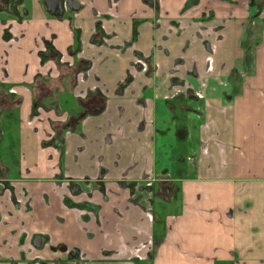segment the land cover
Returning a JSON list of instances; mask_svg holds the SVG:
<instances>
[{"label":"crops","instance_id":"crops-1","mask_svg":"<svg viewBox=\"0 0 264 264\" xmlns=\"http://www.w3.org/2000/svg\"><path fill=\"white\" fill-rule=\"evenodd\" d=\"M78 1L80 11L55 14L30 0L12 43L0 29V107L17 121L0 138V148L12 142L0 151V264H264V0ZM110 6L112 42L134 36L142 50L166 48L152 57L156 87L144 75L121 82L133 54L102 46L96 28ZM159 17L224 21L213 67L200 71L203 98H163L194 25L174 36L154 26ZM80 47L75 65L56 59ZM202 52L197 40L188 62ZM79 68L106 93L76 95ZM59 114L68 117L59 149L42 146Z\"/></svg>","mask_w":264,"mask_h":264},{"label":"flooded vegetation","instance_id":"flooded-vegetation-1","mask_svg":"<svg viewBox=\"0 0 264 264\" xmlns=\"http://www.w3.org/2000/svg\"><path fill=\"white\" fill-rule=\"evenodd\" d=\"M141 2L144 5H148L151 8H159V0H141ZM44 4L47 7L48 10L52 11L53 13L57 14H63L65 11L71 10L78 12L81 10L82 5L79 3L78 0H44ZM85 6V4H84ZM117 11L112 8V6L109 7V9L104 12L103 14H100V16L96 20V28L98 29V33L100 35V44L108 49L115 50L117 52L123 53L128 50H130L133 54L132 59L129 61V64L125 70L124 76L121 79V82L126 83L127 81H132L135 78H137L140 75H144L145 77H153L155 78L150 79L151 80V87H156V75L159 71V63L156 60H153L154 53L157 50L166 51V48L163 47L160 43L154 42L151 48L148 51L142 50L139 48L134 41V36H132L128 40H122L120 42H112V40L116 36L115 31V20L117 18ZM152 22L154 23L155 27H160L162 24L167 26V30L171 35L174 36H180L184 34L187 31V26H193L194 30L189 34V37L186 39L184 45H183V52L179 53L177 58L173 59V63H175L176 60L182 61L180 66H176V70H173L172 68L168 72V78H169V86L168 91L166 94H164L163 98L165 100H171L177 96L182 95H188L190 97L201 99L198 94H203L204 97V88L206 85V81L201 78V72L207 73L208 70V59L207 57L214 58L215 51H216V45L218 44V41L220 42L223 38L222 33H218L221 28L224 27V21H221L219 24L214 26H205L202 25L203 23H197V21H189L187 23H184L180 19H171V20H162L160 17L156 20L151 18ZM111 28V29H110ZM197 40H199L203 44V52L200 55L197 54H191L189 55L190 63L187 60L186 52L192 44H194ZM214 49H211V46ZM48 51V49L46 50ZM83 53L84 48L80 47L78 50L74 52L69 51H63L57 53L56 59L61 61V63H69L70 65H75L79 61L83 59ZM149 60H151V64H149ZM201 62L203 64L201 68ZM214 62V61H213ZM190 64V66H188ZM213 67V63H212ZM92 72L89 70V68H79L75 70L74 74V84H73V90L76 95L80 94L81 97H87L90 93L100 91L101 93H106L105 89L100 86V78L97 76V74H94V84H87V79L90 76L91 77ZM178 75L184 77L179 78ZM187 82H191L192 87L188 86ZM179 87H177L175 85ZM105 86V84H104ZM179 88V89H178ZM180 90V91H178ZM78 93V94H77ZM202 97V98H203ZM139 103L142 105H145V102L143 100H139ZM35 109L33 110V114L36 112L39 113L41 111L40 108H37L36 105ZM36 115V114H35ZM50 120V117L48 118ZM52 119L60 120L62 122V127L66 126V123L68 122L67 115H64L62 118L58 117H52ZM64 125V126H63ZM55 125L52 126L51 130L48 131L44 139L42 140L41 144L42 146L46 145H54L56 143V147L59 149V144L55 142V140L58 137V131H55ZM65 128V127H64ZM72 134V131L70 129H66L64 132V136H69ZM67 179H63L61 183H66V185L69 186H75L76 190L79 189V181L72 180L68 177ZM91 213V212H90ZM39 238V246L41 244V238L38 236L36 237L35 242H37V239ZM34 242V244H35ZM36 247H39L35 244ZM31 248V247H30ZM29 248V249H30ZM31 250V249H30ZM75 251L69 250L67 252V257L70 261H74ZM79 260V258L77 259ZM80 261V260H79ZM36 264H40V262H34ZM43 263V262H42ZM41 263V264H42Z\"/></svg>","mask_w":264,"mask_h":264},{"label":"rangeland","instance_id":"rangeland-1","mask_svg":"<svg viewBox=\"0 0 264 264\" xmlns=\"http://www.w3.org/2000/svg\"><path fill=\"white\" fill-rule=\"evenodd\" d=\"M29 1L30 0H0V29H1V32H2V35L4 38H7V37H5V35H8V37L10 36V39L8 41L9 43H12L13 41L16 40V37L20 36L19 33H17V29L19 27H21L23 22H22V20H20L17 17L19 16L21 18L23 15H25V14H23V11H24V8L29 6ZM7 18H9V19H7ZM13 22H14V24H13ZM10 30H16L15 31L16 33H11ZM12 34H14V36L11 38ZM181 52H183V50H181ZM181 62L182 61H180V60H176L175 63L172 64L171 68L173 70H176V68H178L176 66H180ZM67 65L69 66V63H67ZM177 77H179L180 79L184 78L180 75H178ZM150 79L154 80L155 78L145 77V82L148 86H150L152 84ZM175 85L177 87H179L177 85V83H175ZM152 88H154V87H152ZM64 96H65V94L61 95V99H63ZM9 109L11 110V108L6 107L3 104L0 107V130H1L0 131V138L2 140H4L5 137H8L9 133H11V130L13 131V129H12L13 126L17 125V121H14L10 117V115H8V113L6 112ZM45 109H47V108H45ZM61 109H66V107L65 106L61 107ZM62 117H64V115H60V118H62ZM43 118H44V115H43ZM1 123H2V125H1ZM60 127H62V125H58L57 127H55V131H57L58 128H60ZM64 127H62V128H64ZM2 134H3V137H2ZM11 143L12 142H10V141L9 142L8 141L2 142L0 151H2L3 154H5L4 151H7V149L11 146ZM156 203H157V205H165L164 203H162V200H157ZM161 211H164V209H162ZM94 213L95 212L88 213V217L93 215ZM97 222L98 221H96V223ZM69 262H70V260H69ZM70 264H71V262H70Z\"/></svg>","mask_w":264,"mask_h":264},{"label":"built area","instance_id":"built-area-1","mask_svg":"<svg viewBox=\"0 0 264 264\" xmlns=\"http://www.w3.org/2000/svg\"><path fill=\"white\" fill-rule=\"evenodd\" d=\"M211 49H214V45H213V48H212V46H211ZM207 59H208V70H211V68H212V63H213V58H212V56H211V57H207ZM187 83H188V86H190V87L193 88L191 82H187ZM178 91H180V90H178ZM77 94H78V93H77ZM197 95H198L200 98L203 97V94L201 95V94H198V93H197ZM78 96H80V94H78Z\"/></svg>","mask_w":264,"mask_h":264},{"label":"water","instance_id":"water-1","mask_svg":"<svg viewBox=\"0 0 264 264\" xmlns=\"http://www.w3.org/2000/svg\"><path fill=\"white\" fill-rule=\"evenodd\" d=\"M37 246H39V238L37 239V242H35Z\"/></svg>","mask_w":264,"mask_h":264},{"label":"trees","instance_id":"trees-1","mask_svg":"<svg viewBox=\"0 0 264 264\" xmlns=\"http://www.w3.org/2000/svg\"><path fill=\"white\" fill-rule=\"evenodd\" d=\"M43 57H47V55L46 54H44V56Z\"/></svg>","mask_w":264,"mask_h":264}]
</instances>
